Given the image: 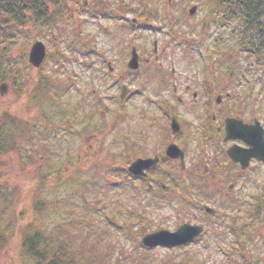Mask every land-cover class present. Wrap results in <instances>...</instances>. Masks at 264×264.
I'll list each match as a JSON object with an SVG mask.
<instances>
[{
  "label": "rangeland",
  "instance_id": "1",
  "mask_svg": "<svg viewBox=\"0 0 264 264\" xmlns=\"http://www.w3.org/2000/svg\"><path fill=\"white\" fill-rule=\"evenodd\" d=\"M216 1L65 0L51 6L50 26L30 22L4 39L0 231L9 241L0 264H34L21 248L25 232L63 264H264V166L229 177L198 136L208 91L209 117L264 127V47L256 58L240 22ZM36 42L46 51L37 69L28 62ZM132 48L139 66L130 71ZM122 87L129 93L121 102ZM168 106L183 121L174 138L165 130ZM166 141L184 150L183 171L161 159L144 181L124 175ZM182 224L204 231L183 247L140 243Z\"/></svg>",
  "mask_w": 264,
  "mask_h": 264
},
{
  "label": "trees",
  "instance_id": "2",
  "mask_svg": "<svg viewBox=\"0 0 264 264\" xmlns=\"http://www.w3.org/2000/svg\"><path fill=\"white\" fill-rule=\"evenodd\" d=\"M62 2H65V0H0V44L5 42L4 39H7V37L12 39L17 30H21L30 22L33 25L44 24L50 26L53 21L51 19V6L53 5L52 7L56 9L60 8ZM216 2L219 6H217L218 10L223 11L227 18H233L240 22L238 27H241V32L251 39L245 41V46L249 49L256 48L255 51H250L256 58L260 57L259 52L264 47V35L262 33L264 0H217ZM96 6L100 8V11L107 13L108 6L104 2H99ZM122 7L124 6L122 5ZM256 37L260 40L257 44L254 42ZM4 75L5 72L0 64L1 84L4 83ZM8 146V139L0 129V156L9 149ZM42 240L37 233L25 232L21 240V248L25 256L31 258L34 264H63V261L58 257V253L39 248V243ZM8 241L9 233L0 231V252L7 246Z\"/></svg>",
  "mask_w": 264,
  "mask_h": 264
},
{
  "label": "water",
  "instance_id": "3",
  "mask_svg": "<svg viewBox=\"0 0 264 264\" xmlns=\"http://www.w3.org/2000/svg\"><path fill=\"white\" fill-rule=\"evenodd\" d=\"M196 11V8L193 7L188 11L189 15H193ZM45 58V48L42 43L36 42L32 45L28 61L31 66L34 68H39ZM138 66L137 63V55L135 49L131 50V58L128 63L129 69H136ZM7 91V87L3 84L0 86V94L4 95ZM126 91L123 89L121 93V100H123ZM219 99H217V102ZM256 133H253V128H249L247 125L242 124V122L227 119L225 121V132L226 138L225 140H242L251 146V150H242L237 147H233L228 151V156L236 163H239L242 169L247 167L248 161L255 157L258 160L264 161V136L263 131L260 128L258 123H255ZM172 130L173 132H177L179 130L177 124L172 122ZM251 130L249 133L248 130ZM166 155L171 158H179L182 159V152L174 145H171L167 148ZM157 162V159L150 160H136L133 162L128 171L136 176L144 175V171L148 170L152 165ZM205 211L208 214H213L214 211L206 208ZM202 232V227L199 226H190V225H182L175 232H167L160 231L156 233L149 234L145 236L141 243L146 247H155V246H182L190 242L193 238L197 237Z\"/></svg>",
  "mask_w": 264,
  "mask_h": 264
},
{
  "label": "flooded vegetation",
  "instance_id": "4",
  "mask_svg": "<svg viewBox=\"0 0 264 264\" xmlns=\"http://www.w3.org/2000/svg\"><path fill=\"white\" fill-rule=\"evenodd\" d=\"M192 97L197 98V95L193 94ZM210 98H211L210 92L208 91L206 94L205 103H204V104H206V106H205V108L202 109L201 116L198 118V122H197V127L199 130L198 136L200 137L199 141H202L205 143H210V145L213 146L214 151L211 154L212 158L215 159L216 164L219 167H221V168L227 167L228 172L225 170L224 171H225V173H229V177L234 175V174L231 175L230 172H232V173L236 172L235 175L244 174L248 177L254 176L256 173H258L256 170L258 168L264 166V161L258 160L257 158L252 157L248 161L247 167L245 169H242L239 163L234 162L228 156V154H227L228 151L233 147H237V148H240L242 150H251V146H249L247 143H245L242 140H225V138H226L225 121L227 119H233V120L240 121V122H242V124L247 125L249 128H253L254 134L256 133L255 123H258L260 128L263 131V136H264V127L256 119H252L249 122L248 121L244 122L242 119L239 118V116H233V117H224L223 116L220 119H218L214 114H212L211 117H209L207 107H208L209 102H211ZM177 101L180 104L182 102V99L177 98ZM216 101H217V99H215V102ZM163 109H162V112L164 111ZM167 109H168L167 114H164V116L166 117V122H167V127L165 130L167 131V134L169 131V133L171 134V136H170L171 138H174L175 136H178L179 134H181L183 132V121L181 122V119L179 117L180 115L178 113H174V111H172V109L169 106L167 107ZM164 113H165V111H164ZM173 121L177 124V126L179 128V130L175 133L173 132L172 127H171ZM220 126H221V128H219ZM248 131H249V133H251L250 129ZM171 145H175L182 152V159L181 160L179 158H171V157L166 155L167 148ZM138 159H142V158H137L136 160H138ZM145 159H151V160L157 159L156 164L152 168L149 169L148 173L151 172L156 167V165H158L160 163L161 159L163 161L177 163V166H178L179 170H181V171H183L185 169V152L181 147H179L177 144H175L174 141H166L163 144V147H162V149L158 155L156 154L153 157L144 158L143 160H145ZM218 166H216V168H218ZM148 173L146 175V178L148 176ZM142 181H144V180H142ZM232 186L233 185H231L229 189H231ZM146 187H147L148 191H151L153 189L152 185H150V184H147ZM156 187L158 188V190L161 193H169V191H170L169 187L164 185L160 181L157 182ZM206 207H209V206L205 205L202 208V211L205 214H206V212L204 210ZM233 224L234 223L232 222V224L229 226H233ZM262 224L264 225V218L262 219ZM197 225H201V224H197Z\"/></svg>",
  "mask_w": 264,
  "mask_h": 264
}]
</instances>
